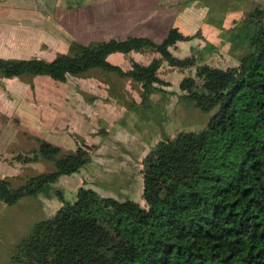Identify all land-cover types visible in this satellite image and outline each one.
I'll return each mask as SVG.
<instances>
[{
  "label": "trees",
  "instance_id": "16d2710c",
  "mask_svg": "<svg viewBox=\"0 0 264 264\" xmlns=\"http://www.w3.org/2000/svg\"><path fill=\"white\" fill-rule=\"evenodd\" d=\"M237 28L235 37H249L254 47L237 67L202 65L181 79L180 98L211 116L197 132L162 137L143 159L146 207L80 186L73 200L55 212L66 208L80 219L63 234L40 223L17 248L15 264H264V5L247 10ZM190 38L172 27L159 44L147 37L99 48L73 42L68 53L51 61L0 57V77L47 76L64 82L100 69L140 82L146 105L164 90L157 85L163 60L193 66L192 58H177L169 50ZM146 47L160 58L146 66L133 62L127 72L106 59L115 51ZM32 159L51 162L55 170L28 176L17 187L0 179V202L13 205L41 192L52 198L53 185L79 172L91 153L83 145L63 153L40 141ZM55 193L63 201L61 192Z\"/></svg>",
  "mask_w": 264,
  "mask_h": 264
},
{
  "label": "rangeland",
  "instance_id": "374dc122",
  "mask_svg": "<svg viewBox=\"0 0 264 264\" xmlns=\"http://www.w3.org/2000/svg\"><path fill=\"white\" fill-rule=\"evenodd\" d=\"M174 1L178 3L171 6H178L176 12L191 10L181 18V32L191 38L177 41L169 50L177 58H192L193 66H172L163 60L157 85L164 90L154 93L149 104L142 105L140 82L100 69L68 76L64 82L47 76L0 77V179L7 178L17 187L28 176L53 172V163L32 159L40 141L59 146L63 153L74 152L79 145L91 153V161L79 172L62 176L53 185L52 198L41 192L13 205L0 202V264H15L17 248L40 223L63 234L77 222L80 216L72 210L55 212L64 201L73 200L80 186L94 188L101 197L129 198L146 207L143 159L162 137L173 139L207 125L211 112L181 99L179 83L199 66L233 68L252 53L249 37H235V33L247 10L264 5V0ZM53 2L0 0V57L51 61L59 53H68L73 42L99 48L111 41L144 37L112 32L120 27V17L111 24L113 18L98 13L99 7L106 4L109 9L111 3ZM171 20L172 16L163 28L167 33L154 43H161L177 27ZM154 58L160 55L146 47L115 51L106 59L127 72L133 62L146 66Z\"/></svg>",
  "mask_w": 264,
  "mask_h": 264
},
{
  "label": "crops",
  "instance_id": "0c3cea01",
  "mask_svg": "<svg viewBox=\"0 0 264 264\" xmlns=\"http://www.w3.org/2000/svg\"><path fill=\"white\" fill-rule=\"evenodd\" d=\"M53 1L55 3V0ZM96 2L111 3L109 9L106 4L99 7L98 13L102 12L103 14V16L100 14L99 17L113 18L110 21L111 24L117 23L115 17H120V27L118 26V29L112 32L144 36L156 43L167 33L164 27L167 29V26L170 25V16H172L171 25H176L182 31L181 18L184 17L183 12L188 14L191 11L188 7L187 10L182 9V12H176L178 2L174 0H96ZM172 3H176L174 7L171 6ZM182 33L184 34V32Z\"/></svg>",
  "mask_w": 264,
  "mask_h": 264
}]
</instances>
